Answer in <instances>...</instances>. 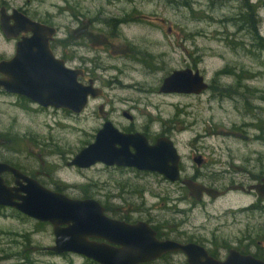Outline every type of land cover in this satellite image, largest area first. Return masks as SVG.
Instances as JSON below:
<instances>
[{"label":"rangeland","instance_id":"obj_1","mask_svg":"<svg viewBox=\"0 0 264 264\" xmlns=\"http://www.w3.org/2000/svg\"><path fill=\"white\" fill-rule=\"evenodd\" d=\"M38 1L41 11L55 15L63 28L68 0ZM72 1L92 10V5L99 6L105 17L125 19L117 30H89L86 46L79 50L104 96L91 98L85 111L74 114L39 109L31 100L0 89V161L18 165L48 187L64 185L71 197L88 194L109 205L110 215L130 204H153L166 214L175 202L185 210L198 203L191 222L207 226L208 232L202 231L207 238L215 235L218 243L238 246L246 233L264 243V213L239 211L260 201L256 193L229 191L216 200L205 196L196 201L181 184L157 174L135 176L102 163L87 169L67 165L109 119L119 129L132 125L154 135L170 134L186 173L198 172L199 181L208 185L227 189L264 177V48L256 47L264 43V0H190L188 6L181 4L185 0ZM248 4L256 9V14L251 10L257 24L253 29L261 40L240 25ZM67 31L59 30L60 41ZM14 53L15 41L0 30V61ZM188 66L201 71L209 90L199 95L159 91L166 76ZM124 111L133 115L132 121ZM195 155L205 159L201 167ZM5 178L13 183L11 175ZM206 213L214 218L207 220ZM54 240L49 222L0 207V264H98L79 254L48 251Z\"/></svg>","mask_w":264,"mask_h":264},{"label":"water","instance_id":"obj_2","mask_svg":"<svg viewBox=\"0 0 264 264\" xmlns=\"http://www.w3.org/2000/svg\"><path fill=\"white\" fill-rule=\"evenodd\" d=\"M31 23V30H3L9 37H16L22 32H32V35L23 36L18 41L11 59L0 61V89L44 107L82 113L88 107L90 98L102 96L104 90L92 80L82 82L83 69L67 67L63 60L55 57L50 47V40L57 33L55 27ZM209 87L199 69L183 68L166 76L159 91L199 95ZM102 109L103 106L100 107L101 113ZM196 160L201 164V156ZM180 161L181 155L171 138L159 137L155 144H150L143 133H126L111 121H106L95 140L82 148L68 165L79 168H90L97 163L136 166L164 174L170 181H178ZM6 173L12 174L13 183L7 181ZM183 184L198 200L204 194L215 199L225 193V190L192 179H183ZM229 189L253 190L257 195L264 196V177L247 187L234 184ZM0 206L11 207L38 221L49 222L55 236V243L49 250L59 254H79L99 264H139L179 250L188 255L191 264H264V261L252 255H243L235 249L225 260H219L200 245L159 240L148 224L131 225L112 218L106 214L99 200L73 198L51 189L5 161H0Z\"/></svg>","mask_w":264,"mask_h":264},{"label":"flooded vegetation","instance_id":"obj_3","mask_svg":"<svg viewBox=\"0 0 264 264\" xmlns=\"http://www.w3.org/2000/svg\"><path fill=\"white\" fill-rule=\"evenodd\" d=\"M91 1L96 2L97 0H91ZM105 1L106 2H113L115 0H105ZM91 7L94 8L95 10H92L89 6H83L81 3H78V2L75 3L72 0H68V2L66 3V6L63 9L64 13H66L68 15L67 16L68 19H67V23L62 28L56 22V16L55 15H53L51 12L41 11L40 4H39L38 0H0V30H2L4 36L6 37L7 40L15 41V51H16L18 41H20L23 36H27V37L31 36L32 32H22L16 37H9V36H7V34L3 30H31V29H29L30 26L33 25V23H31V22H38V23H41V24L46 25V26L55 27L57 29V33L53 36V39L50 40V47H51L55 57L63 60L67 67L83 69L85 74L83 77L80 78V80L82 82L89 83L92 80L95 83V80L93 78H91V73L87 68V64H86L87 58L82 56V54L79 53V50L82 49V46L83 47L86 46V43H87L86 41H87V36H88L89 30H117L118 25L125 23V19L120 20L116 16L105 17L104 16V10H102L101 7L96 6V5L95 6L92 5ZM116 26H117V29H116ZM61 29L62 30H68L64 41H60L57 37L58 32ZM58 51L60 52V54H58L59 53ZM14 55H15V53H14ZM14 55H12L11 57H5L2 60H9ZM127 56L132 58V59H135L134 55L127 54ZM75 59H79L80 63L73 65V61ZM149 67H150L149 71L153 72L154 66L151 65ZM186 68H192V67L188 66ZM108 69L109 68H107V70ZM181 69H183V68H181ZM192 69L196 70V68H192ZM175 70H177V69H175ZM123 72H124L123 70L120 71V73H123ZM6 93H8V92H6ZM8 94H12V93H8ZM181 94H183V93H181ZM102 96H104V94ZM36 105L39 109H45V110L49 109V108L57 109L54 107H44V106L39 105V104H36ZM101 106H103V109H102L103 113L100 112ZM63 110H66L67 112L73 113L72 111L67 110V109H63ZM99 112L104 118H107L108 113L104 110V105L99 106ZM123 115L126 118L130 119L131 121L133 120V115L130 112L124 111ZM106 121H111V120L106 119L104 121V123ZM120 130L123 132H126V133L141 132L147 137L150 144H155L159 137L167 136V137L171 138L169 136L170 134H168V133L167 134L163 133V134H159V135H157V134L154 135V134L150 133L149 130L139 131L136 128H134L132 125L129 127H124L123 129H120ZM174 144H175V142H174ZM176 148H177V146H176ZM131 150L135 151L134 148H131ZM198 156H201V158H202L201 164H198V162L196 160V158ZM193 160L197 163L198 167H201L205 162V159L203 158L202 155H195L193 157ZM68 162H67V165H68ZM104 165H106V164H104ZM106 166L121 169L122 171H124L126 173H131L135 176L157 174V175L161 176L162 178L170 181L164 174H161L159 172L150 171V170L141 169V168H138L136 166H126V165H106ZM72 167H76V166H72ZM77 168H79V167H77ZM80 169H87V168H80ZM6 174L12 176V174H10V173H6ZM199 178H200V174L198 172L193 173L191 175L189 173L188 174L186 173V168L184 167L182 157H181L180 179L178 181H170V182L181 184L182 187L186 188L189 191V188L183 184V179H192L195 181H199ZM260 180H258L256 182H259ZM199 182H201V181H199ZM256 182H254V183H256ZM201 183H203V182H201ZM42 184H44V183H42ZM203 184H205L207 186H212V185H208L206 183H203ZM243 185L247 187L250 184H248V185L243 184ZM63 186L64 185H58L57 184V185H55V188H51V187H49V188L63 192V193H66V192H64L65 188ZM212 187H215V186H212ZM229 187L227 189H220V190H225V193L221 196L226 195L229 191H241V190H231V189H229ZM215 188H217V187H215ZM143 191H144V192H142L143 195H141V196H143V199H144L146 189L144 188ZM246 193H256V192L252 190V191L246 192ZM189 194H190V191H189ZM190 196H191V194H190ZM205 196L210 197L207 194H204L201 200H198L192 196L191 197L193 199H195L196 201H203ZM221 196H218L217 198H219ZM257 196L260 199L259 202H255V203L250 204L247 207H243V208L239 209V211L240 212H247V211L248 212H260L261 214L264 213V204L262 203L264 196H259V195H257ZM217 198H215V199L211 198V199L216 200ZM178 204L179 203L175 202L173 204V207H168L166 214H165V212L164 213L161 212V210L159 208L153 207V204L152 205L144 204L143 207H141V206L136 207V206H133L130 204L128 207H126L124 205V207H119L117 210H114L112 212V215L109 214V212H111L112 210L106 209L105 205L104 204L103 205L105 207L106 214L112 218L118 219L120 221H124L126 223L131 224V225H135V224H138L141 222L148 224L155 231L156 238L159 240H171V241H175V242L182 243V244H197V245L204 247L208 251L209 255H211L212 257H215L216 259H219V260H225L228 257V255L230 254V252L233 249H235L243 255H252L255 258H258V259L264 261V243H263V241L255 240L249 234L246 236V233H245V236L243 237L244 239L239 241V243L241 245L231 246V245L225 244L226 242L225 243H218L215 235H213L214 236L213 239H209L205 236L204 233L208 232L207 226H198V225H195L194 223L191 222V218L195 217L194 210H195V206L198 203L192 204V207L189 210L179 209ZM171 212H172V214L174 213V215H177L180 217L182 216L183 218H175L174 215H172V217L169 219L162 218L164 215H167L168 213H171ZM206 216H207L206 217L207 220H211L214 218V215L211 213H206ZM202 231L204 233H202ZM217 231H219L218 226H217ZM213 234H215V233H213ZM98 240L101 241L102 239H98ZM54 243H55V240H54ZM49 247H51V246H49ZM47 250L51 251L49 249H47ZM51 252H53V251H51ZM57 254H59V253H57ZM61 254H65V253H61ZM139 264H191V262L189 261L188 255L185 252L179 250V251L166 252L161 257H159L157 259L147 261V262H141Z\"/></svg>","mask_w":264,"mask_h":264},{"label":"trees","instance_id":"obj_4","mask_svg":"<svg viewBox=\"0 0 264 264\" xmlns=\"http://www.w3.org/2000/svg\"><path fill=\"white\" fill-rule=\"evenodd\" d=\"M247 1L248 0H245V4H247ZM189 3H190V0H185V2H181V4L182 5H184V6H188L189 5ZM248 7H250V9L249 10H247V14H246V16H244L242 19L239 17V19H237L238 20V22H241V20H242V24H240V25H245V27H247L248 28V31H249V33L250 34H254L255 35V39H258V40H261V38L262 37H260V35L258 34V32H257V30H254L253 28L257 25H254V23H253V18H252V14H251V10H253L254 12H255V14H256V9L255 8H253V9H251V4H248ZM241 19V20H240ZM258 22V21H257ZM262 47V48H264V43H261V45L259 44V42L256 44V47ZM227 72L228 70H224V72ZM222 73H223V71H222ZM2 139V137H0V140ZM8 163H10V164H13V165H15L14 163H12V162H8ZM16 167H18V168H20L18 165H15ZM21 169V168H20ZM83 198H91L88 194H86L85 195V197H83ZM1 207V206H0ZM4 207V206H3ZM105 207H106V209H109V205H105ZM40 222H42V221H40ZM262 231V230H261ZM264 233V232H263ZM264 237V236H263ZM95 262V261H94ZM97 263V262H96ZM99 264V263H98Z\"/></svg>","mask_w":264,"mask_h":264}]
</instances>
